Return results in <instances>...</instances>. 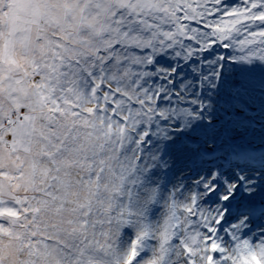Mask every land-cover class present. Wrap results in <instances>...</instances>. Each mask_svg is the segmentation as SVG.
I'll return each mask as SVG.
<instances>
[{
	"label": "snow or ice",
	"instance_id": "6c2138e0",
	"mask_svg": "<svg viewBox=\"0 0 264 264\" xmlns=\"http://www.w3.org/2000/svg\"><path fill=\"white\" fill-rule=\"evenodd\" d=\"M0 264H264V0H0Z\"/></svg>",
	"mask_w": 264,
	"mask_h": 264
}]
</instances>
